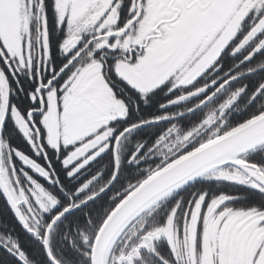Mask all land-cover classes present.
<instances>
[{
	"label": "snow or ice",
	"instance_id": "6c2138e0",
	"mask_svg": "<svg viewBox=\"0 0 264 264\" xmlns=\"http://www.w3.org/2000/svg\"><path fill=\"white\" fill-rule=\"evenodd\" d=\"M0 264H264V0H0Z\"/></svg>",
	"mask_w": 264,
	"mask_h": 264
}]
</instances>
